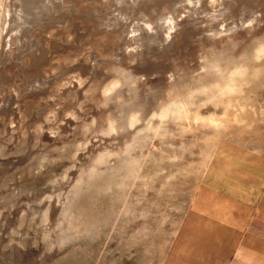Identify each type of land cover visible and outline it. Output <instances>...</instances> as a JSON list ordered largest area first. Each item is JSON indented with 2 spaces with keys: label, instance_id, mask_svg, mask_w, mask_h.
I'll use <instances>...</instances> for the list:
<instances>
[{
  "label": "rangeland",
  "instance_id": "obj_1",
  "mask_svg": "<svg viewBox=\"0 0 264 264\" xmlns=\"http://www.w3.org/2000/svg\"><path fill=\"white\" fill-rule=\"evenodd\" d=\"M220 139L264 157V0H0V264H167Z\"/></svg>",
  "mask_w": 264,
  "mask_h": 264
},
{
  "label": "crops",
  "instance_id": "obj_2",
  "mask_svg": "<svg viewBox=\"0 0 264 264\" xmlns=\"http://www.w3.org/2000/svg\"><path fill=\"white\" fill-rule=\"evenodd\" d=\"M200 188L203 202L180 221L167 264H264V157L220 139Z\"/></svg>",
  "mask_w": 264,
  "mask_h": 264
}]
</instances>
